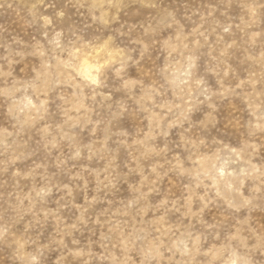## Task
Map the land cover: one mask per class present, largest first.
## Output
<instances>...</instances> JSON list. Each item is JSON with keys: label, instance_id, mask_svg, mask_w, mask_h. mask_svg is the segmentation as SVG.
<instances>
[{"label": "rangeland", "instance_id": "1", "mask_svg": "<svg viewBox=\"0 0 264 264\" xmlns=\"http://www.w3.org/2000/svg\"><path fill=\"white\" fill-rule=\"evenodd\" d=\"M0 264H264V0H0Z\"/></svg>", "mask_w": 264, "mask_h": 264}, {"label": "bare ground", "instance_id": "2", "mask_svg": "<svg viewBox=\"0 0 264 264\" xmlns=\"http://www.w3.org/2000/svg\"><path fill=\"white\" fill-rule=\"evenodd\" d=\"M87 62V61H86ZM86 69L89 70L90 69V66L89 65H86Z\"/></svg>", "mask_w": 264, "mask_h": 264}]
</instances>
